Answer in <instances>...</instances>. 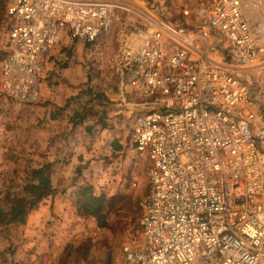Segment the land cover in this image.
Wrapping results in <instances>:
<instances>
[{
  "label": "built area",
  "instance_id": "built-area-1",
  "mask_svg": "<svg viewBox=\"0 0 264 264\" xmlns=\"http://www.w3.org/2000/svg\"><path fill=\"white\" fill-rule=\"evenodd\" d=\"M182 15L178 28L121 0H9L0 94L35 104L62 40L114 37L106 64L149 164L141 241L122 264H264V0Z\"/></svg>",
  "mask_w": 264,
  "mask_h": 264
},
{
  "label": "rangeland",
  "instance_id": "rangeland-1",
  "mask_svg": "<svg viewBox=\"0 0 264 264\" xmlns=\"http://www.w3.org/2000/svg\"><path fill=\"white\" fill-rule=\"evenodd\" d=\"M121 1L182 28L186 21L182 12L208 0ZM8 2L1 0L0 35ZM115 48V38L109 37L93 46L62 42L51 51L62 56L61 62H55L65 72L61 79L66 89L72 90L69 99L80 104L79 118L87 117L81 124L83 131H74L79 143L85 132L86 145L73 143V151L61 138L55 153L44 158L38 146L42 131L37 103L17 104L0 94V208H8L21 194L31 170L40 165L48 166L53 187L25 223L0 226V264H122L124 247L141 241L149 164L138 159L132 147V118L112 108L115 104L125 112L117 102L118 80L106 64ZM99 118L105 136L97 143V131L102 130L96 122ZM85 186L106 199L104 228L92 218L77 215V190Z\"/></svg>",
  "mask_w": 264,
  "mask_h": 264
},
{
  "label": "crops",
  "instance_id": "crops-1",
  "mask_svg": "<svg viewBox=\"0 0 264 264\" xmlns=\"http://www.w3.org/2000/svg\"><path fill=\"white\" fill-rule=\"evenodd\" d=\"M185 23H192V21L190 19H186ZM62 41L71 43L67 40ZM57 54L52 52V56L48 58V61L44 66L40 81L39 99L36 104V109L39 113V128L42 131V135L38 141V146L39 151L44 158H48L47 156H49L50 152L55 153L56 147L60 146L61 138H63L64 143L66 138L67 144L71 148L70 151H73V143H79L75 140L74 131H83L81 124L87 119V117L81 116V118H79V115L81 114L78 113V109L76 110V107L80 104L78 102H73L72 99H69L72 90L66 89V84H64V81L61 79V77L65 75V72L61 68L58 69V64L55 62L56 58H54ZM66 55H68V53H66ZM115 96L116 94L111 96V99L115 100ZM112 106V108L115 109L114 111L116 114H127L126 111H119L115 104ZM109 111L110 109H108V112ZM109 114L103 115L108 117L110 116ZM96 122H99L97 123V125L100 126L99 130L102 129L99 132L97 131L98 137L96 135V142L98 143L99 137L101 138L105 136V129L104 127H101V124L104 123L103 120H100L99 118V120H96ZM95 128H98V126ZM87 130H90V128H87ZM93 130L94 128L92 131ZM85 138V132H82V139H80L82 142L78 144L79 146L86 145ZM41 166L42 165L39 167Z\"/></svg>",
  "mask_w": 264,
  "mask_h": 264
},
{
  "label": "trees",
  "instance_id": "trees-1",
  "mask_svg": "<svg viewBox=\"0 0 264 264\" xmlns=\"http://www.w3.org/2000/svg\"><path fill=\"white\" fill-rule=\"evenodd\" d=\"M48 170V166L31 170L21 194L10 202L8 208H0V226L25 223L29 212L41 199L52 193L51 175ZM75 206L78 216L94 219L99 228L107 226L106 199L102 195H96L91 187H80L77 190Z\"/></svg>",
  "mask_w": 264,
  "mask_h": 264
}]
</instances>
